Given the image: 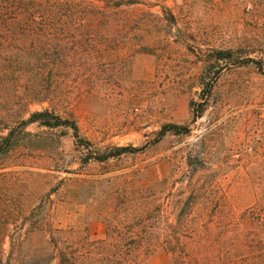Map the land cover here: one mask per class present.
I'll return each instance as SVG.
<instances>
[{"label": "rangeland", "instance_id": "374dc122", "mask_svg": "<svg viewBox=\"0 0 264 264\" xmlns=\"http://www.w3.org/2000/svg\"><path fill=\"white\" fill-rule=\"evenodd\" d=\"M148 1L156 15L149 22L153 27L120 49L112 45L105 65L77 62L79 69L60 84V103L73 110L89 147L65 126L33 123L20 132L0 169L5 172L0 192L12 197L13 205L23 197L26 206L44 200L54 222L100 235L104 224L96 218L94 179L162 192L173 167L187 156L203 158L210 167L206 173L228 194L242 192L243 203L251 198L253 181L264 174V64L214 62L212 48L218 42L209 28L208 0ZM240 1L235 11L239 28L258 32L264 40V0ZM121 38L126 41L128 33ZM254 45L264 48V43ZM235 55L258 59L264 52ZM48 105L11 107L0 100V128L5 127L0 135L8 133L15 117L26 118ZM168 124L188 130L166 132L155 142ZM116 146L136 150L103 161L94 158L93 150ZM140 264H171V257L157 249Z\"/></svg>", "mask_w": 264, "mask_h": 264}, {"label": "trees", "instance_id": "16d2710c", "mask_svg": "<svg viewBox=\"0 0 264 264\" xmlns=\"http://www.w3.org/2000/svg\"><path fill=\"white\" fill-rule=\"evenodd\" d=\"M208 3L209 28L218 42L212 48L214 62H252L262 68L263 56L235 55L264 52L255 49L254 44L264 43L258 32L239 28L235 11L242 2ZM150 9L148 0H0V100L11 107L49 103L11 120L8 133L0 135V169L20 132L33 123L70 128L74 138L84 141L80 145L89 147L73 110L60 103V84L79 69L77 62L105 65L112 45L120 49L153 27L149 22L156 15ZM254 17L248 18L257 27ZM122 32L129 35L126 41ZM187 130L168 124L154 141L166 132ZM132 150L93 151L103 161ZM209 169L203 158L187 156L173 167L162 192L94 179L96 218L104 224L100 235L54 222L44 200L26 206L23 197L13 205V198L0 192V264H140L157 249L170 254L171 264H264V174L255 178L251 198L243 203L246 195L228 194L206 173ZM4 176L1 171L0 180Z\"/></svg>", "mask_w": 264, "mask_h": 264}]
</instances>
